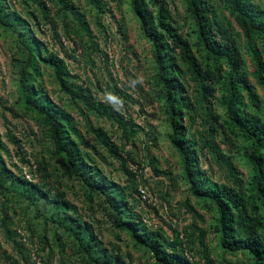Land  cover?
<instances>
[{
    "label": "rangeland",
    "instance_id": "obj_1",
    "mask_svg": "<svg viewBox=\"0 0 264 264\" xmlns=\"http://www.w3.org/2000/svg\"><path fill=\"white\" fill-rule=\"evenodd\" d=\"M201 2L214 39L231 49L238 77L253 95L251 102L241 91L243 111L264 126V86L253 77L249 53L250 45L260 48V40L246 41L226 0ZM249 2L264 16V0ZM143 3L152 17L158 6L163 7L198 68L199 73L190 72L179 50L157 30L188 98L180 123L195 145L200 172L208 183L227 187L246 201L251 168L243 157L245 142L227 130L222 105L227 64L207 57L199 47L186 0ZM1 4L24 22L16 32L0 24V264H97L95 251H84L79 240L82 225L95 237L97 250H105L119 264H158L148 250L134 244L129 232L113 226L116 213L104 196L73 174L65 153L54 145L48 119L32 103L35 90L42 91L49 107L66 120L62 126L68 139L94 179L104 178L122 192L123 220L131 219L143 232L156 235L165 251H177L191 264H251L246 251L221 247L215 206L189 191L181 159L169 143L171 130L156 80L152 42L132 0H1ZM24 33L38 51L31 64L20 40ZM59 60L63 74L44 62L58 65ZM109 92L115 100L106 98ZM34 189L43 196L30 195ZM66 218L75 222L73 229ZM261 222L257 233L264 242V219Z\"/></svg>",
    "mask_w": 264,
    "mask_h": 264
},
{
    "label": "trees",
    "instance_id": "obj_2",
    "mask_svg": "<svg viewBox=\"0 0 264 264\" xmlns=\"http://www.w3.org/2000/svg\"><path fill=\"white\" fill-rule=\"evenodd\" d=\"M143 1L132 0V6L143 31L152 42L157 64L156 80L161 88L171 130L168 137L169 143L181 159L183 174L189 183V191L195 198L207 200L215 206L218 212V224L216 226L220 231V245L223 249L229 252L244 250L248 253L251 264H264V242L257 233V230L262 226L261 219H264V126L257 118L248 115L242 109L241 91H245L249 101L254 102V98L242 78L238 77V61L230 48L214 39L210 29V20L206 14L207 10L201 0H186V10L197 27L199 47L207 57L214 60L223 59L228 66L229 74L224 86L226 96L222 97V105L225 107L227 130L235 136H240L245 142L242 149L243 157L251 168V175L247 183L248 196L246 201H243L242 196L227 187L208 183L205 175L200 172L195 156V145L185 135L180 123L185 111L188 110V98L179 80V72L173 58L168 52L167 43L157 30H162L174 48L179 50L181 59L187 64L190 72L199 73V71L190 54V49L169 25L163 7L158 6L156 16L152 17ZM226 1L230 17L246 41L250 44L252 38L260 40V48L250 45L249 53L254 66L253 77L258 84L264 86V16L249 0ZM23 22L14 12L5 11L0 0L1 25L16 32L20 31ZM20 38L27 48L26 54L31 64L37 57L38 51L29 44L31 38L27 33L21 34ZM44 62L48 66H53L59 74H63V63L60 60L58 65H54L51 61ZM60 83L64 85L62 79ZM201 90L207 95L210 94L208 88L201 87ZM34 94L37 97L33 99L32 103L38 110L41 109L48 119L54 145L65 153L67 164L73 174L97 194L104 196L108 206L116 213L113 218V226L118 231L129 232L131 238L134 239V244L148 250L158 264H191L183 254L174 250L165 251L161 245L157 244L156 235L143 232L141 227L135 225L131 219L123 220L125 203L122 192L117 190L114 183L108 182L104 178L101 179L102 181L94 179L88 171L87 163L80 159L79 151L74 143L68 139V131L62 126L66 120L62 116H58L49 107L51 103L42 94V91L35 90ZM57 111L62 113V110L57 109ZM212 130L213 128L210 127V131ZM97 136L101 142L105 141L103 135L98 134ZM207 146L212 152H215L211 141H207ZM126 172L128 175L131 174ZM30 195L43 196L42 192L36 189L31 190ZM258 211H262V215H259ZM65 221L69 223L68 228H74V221L69 220V218H66ZM78 229L84 233L80 234L79 239L84 251L89 254L91 251H95L96 259L94 261L97 264H119L116 259L109 257L105 250H97V241L92 234L87 233L88 227L82 225ZM175 243L174 240L171 245L174 246ZM101 256L102 259L100 260Z\"/></svg>",
    "mask_w": 264,
    "mask_h": 264
},
{
    "label": "clouds",
    "instance_id": "obj_3",
    "mask_svg": "<svg viewBox=\"0 0 264 264\" xmlns=\"http://www.w3.org/2000/svg\"><path fill=\"white\" fill-rule=\"evenodd\" d=\"M105 96L106 98L109 100V101H112V100H115L116 98L113 96L112 93H105Z\"/></svg>",
    "mask_w": 264,
    "mask_h": 264
},
{
    "label": "built area",
    "instance_id": "obj_4",
    "mask_svg": "<svg viewBox=\"0 0 264 264\" xmlns=\"http://www.w3.org/2000/svg\"><path fill=\"white\" fill-rule=\"evenodd\" d=\"M139 192H140L142 198H145L146 194L144 193V190L143 189H139Z\"/></svg>",
    "mask_w": 264,
    "mask_h": 264
}]
</instances>
